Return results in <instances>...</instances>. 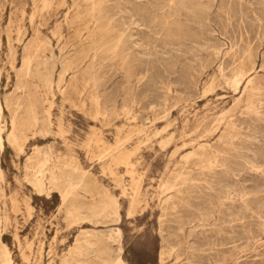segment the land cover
Segmentation results:
<instances>
[{"label": "rangeland", "instance_id": "rangeland-1", "mask_svg": "<svg viewBox=\"0 0 264 264\" xmlns=\"http://www.w3.org/2000/svg\"><path fill=\"white\" fill-rule=\"evenodd\" d=\"M88 5L0 0V256L11 264H64L70 253V264H264V0H106L114 29L89 37ZM116 34L124 35L113 55L98 42ZM64 59L62 91L45 92L41 65L54 62L56 80ZM13 108L21 151L5 140ZM32 109L39 118L48 110L50 124L35 125ZM36 176L49 198L38 195ZM108 202L119 204V220Z\"/></svg>", "mask_w": 264, "mask_h": 264}, {"label": "bare ground", "instance_id": "bare-ground-1", "mask_svg": "<svg viewBox=\"0 0 264 264\" xmlns=\"http://www.w3.org/2000/svg\"><path fill=\"white\" fill-rule=\"evenodd\" d=\"M171 1V0H170ZM86 2L89 4L86 8H85V10H84V15L85 16H87L86 17V19H84L83 20V27H82V30H84V32L83 33H85L86 34V36H92L93 35V30H99L100 32H105V34L104 35H106L110 30H113L114 28H113V24H112V21H113V19H112V16H109L108 14H106L107 13V8H105L104 6H103V3H105L106 2V0H86ZM110 3V2H109ZM114 3V2H113ZM42 4H43V7H45V6H48V7H50V4H51V0H42ZM183 4V3H182ZM61 5V4H60ZM110 5H111V3H110ZM114 5V4H113ZM106 6V5H105ZM107 6H109V5H107ZM110 7H112V6H110ZM114 7H115V5H114ZM180 7V6H179ZM183 7V6H182ZM109 8V7H108ZM112 8H110V10H111ZM178 9V8H177ZM45 10V9H44ZM109 10V9H108ZM114 10V9H113ZM39 11V10H38ZM81 12V11H80ZM113 12V11H112ZM77 13V12H76ZM114 13V12H113ZM110 14V13H109ZM33 15H35V14H33ZM33 15H32V17H33ZM31 16V15H30ZM79 16H81L80 15V13H78L77 14V17H79ZM155 16V15H154ZM83 17V16H82ZM156 17V16H155ZM163 17V16H162ZM22 18V17H21ZM80 18V17H79ZM85 18V17H84ZM34 19V18H33ZM162 19V18H161ZM22 20V19H21ZM151 20V19H150ZM158 22V21H157ZM167 22V19H166V21H165V23ZM161 23V22H160ZM163 24V23H162ZM161 24V25H162ZM117 25V24H116ZM31 26V25H30ZM166 26V25H165ZM167 27V26H166ZM16 28V27H15ZM164 28V27H163ZM169 28V27H168ZM119 29V28H118ZM114 33V32H113ZM120 33V32H119ZM168 33V32H167ZM19 34H20V32H19ZM82 34V33H81ZM18 35V34H17ZM104 35H102L103 36V38H104ZM109 35H110V33H109ZM112 35V34H111ZM115 35V34H114ZM122 35H124V34H116V36H114L113 38H111L109 41H105V42H102V40L101 41H97L98 42V44L100 45V47L102 46H105V47H107L111 52H112V54L120 47V45H121V43H122ZM3 36V35H2ZM83 36V35H82ZM88 36V37H89ZM2 38V37H1ZM87 38V37H86ZM93 39H94V37H92ZM105 38H106V36H105ZM126 38V37H125ZM101 39V38H100ZM7 40V39H6ZM17 40V39H16ZM87 41H88V39H86ZM85 40V41H86ZM98 40H99V38H98ZM124 40V39H123ZM18 41V40H17ZM38 41V40H37ZM60 41V40H59ZM15 42V41H14ZM42 42V41H41ZM45 42V41H44ZM89 42V41H88ZM93 42V40H91V43ZM36 43V42H35ZM85 43V42H84ZM96 43V42H95ZM47 44V43H46ZM90 44V43H89ZM123 44H125V43H123ZM252 44V43H251ZM85 45V44H84ZM93 45V44H92ZM91 45V46H92ZM95 45V44H94ZM42 46V45H41ZM49 46H50V43H49ZM86 46V45H85ZM84 46V47H85ZM126 46V45H125ZM82 47V46H81ZM91 48V47H90ZM97 48V47H96ZM104 48V47H103ZM230 48V47H229ZM39 49V48H38ZM94 49V48H93ZM105 49V48H104ZM8 50H10V49H8ZM33 50V49H32ZM37 50V49H36ZM44 50L45 51H47V52H49V54H50V57H49V59H54V53H53V51L52 50H50L49 49V47H44ZM82 50V49H81ZM88 50V49H87ZM95 50V49H94ZM120 50V49H119ZM44 51V52H45ZM228 51V50H227ZM84 52V51H83ZM90 52V51H89ZM120 52V51H119ZM91 53H92V51H91ZM107 53H109V52H107ZM121 53V52H120ZM85 54V53H84ZM106 54V53H105ZM9 55V54H8ZM33 55V54H32ZM45 55V54H44ZM83 55V54H82ZM91 55V54H90ZM98 55V54H97ZM114 55V54H113ZM112 55V56H113ZM226 55V54H225ZM86 56V55H85ZM111 56V55H110ZM111 56V57H112ZM244 56V55H243ZM46 57V56H45ZM94 55H93V58L92 59H94ZM103 57V56H102ZM126 56L124 55V58H125ZM31 56H29V57H27L26 59H24V61H23V69H24V71H25V74H29L30 73V62H31ZM91 58V57H90ZM98 58H100V57H98ZM46 59V58H45ZM82 59V58H81ZM85 59V58H84ZM84 59H82V60H84ZM123 59V58H122ZM33 60V59H32ZM91 60V59H90ZM99 60V59H98ZM124 60V59H123ZM42 61V60H41ZM66 59H64L63 60V65H62V73H59L58 74V76H57V79L55 80L54 79V77H53V73H54V68H56L55 67V64H54V62H48V64L49 65H47V63L45 64V65H41L42 66V68L44 69V74H42L43 75V78H42V81H43V86H44V88H45V92H47V93H50V94H52V89H53V87L54 86H56V88H58V90L60 91L61 89H62V87H61V84L64 82V80H65V74L67 73V71H68V69L69 68H71L70 67V65H71V63L68 61V62H66ZM80 62H83V61H80ZM100 62H102V61H100ZM39 64V63H38ZM92 64H94V63H92ZM91 64V65H92ZM98 65H99V63H98ZM240 66V65H239ZM76 67H78L77 65H76ZM87 67H89V66H87ZM94 67V66H93ZM92 66H91V68H93ZM85 69H87L86 67H85ZM88 70V69H87ZM86 70V71H87ZM94 70V69H93ZM91 71V70H90ZM89 72H87V74H88ZM223 73V72H222ZM1 74V73H0ZM92 74V73H91ZM91 74H89V75H91ZM94 75H95V72L93 73ZM226 75V74H225ZM93 76V75H92ZM235 78L237 77V76H234ZM1 78H2V76H1ZM93 78V77H92ZM29 79V78H28ZM96 79V78H95ZM144 79V78H143ZM250 79V78H249ZM30 80V79H29ZM212 80V79H211ZM240 81V80H239ZM214 82V81H213ZM230 82V81H229ZM228 82V83H229ZM25 83V82H24ZM23 83V84H24ZM236 83L237 84H235V86L236 85H238V80L236 81ZM247 84L249 85V87H251V88H249V90L250 91H252L254 88L251 86V80H248L247 81ZM27 85V84H26ZM94 85V84H93ZM252 85H253V83H252ZM254 86V85H253ZM237 87V86H236ZM20 89V88H19ZM24 90V89H23ZM211 90V89H210ZM209 90V91H210ZM264 90V89H263ZM62 91V90H61ZM60 91V92H61ZM253 93H254V91H252ZM249 93H247V95H248ZM202 95V94H201ZM183 97V96H182ZM29 98V97H28ZM52 98V97H51ZM90 98V100H91V102H93V104H95L96 106H98L99 105V97L97 96V95H95V94H91V96L89 97ZM236 99V98H235ZM238 99V98H237ZM248 99V100H247ZM247 101L248 102H246L247 104H248V109L249 110H252L253 109V103H252V96H248L247 97ZM18 100L19 99H16L12 104L13 105H15L16 107H19L20 108V103L18 102ZM245 100V99H244ZM26 101V100H25ZM28 101V100H27ZM5 105H6V107L7 108H10V103H8L6 100H5ZM43 103V102H42ZM245 102H244V104H246ZM260 103V102H259ZM23 104V103H22ZM28 106H30V107H36L35 106V103L34 102H32V101H30L29 102V105ZM12 107V106H11ZM246 107V106H245ZM245 109V108H244ZM247 109V110H248ZM11 111V118H10V131L6 134V143L8 142L9 144H11V145H13V146H15V148L17 147L18 148V150L19 151H21L22 150V146L18 143V140L20 139H18V134H17V111H16V109H11L10 110ZM31 111V116H32V122L35 124V125H37V124H39L40 122H47V123H49L50 124V120H49V115H48V110H45V116L44 117H42V118H39L38 116H37V111H34V109H32V110H30ZM254 112V111H253ZM27 113V112H26ZM28 114V113H27ZM165 114V113H164ZM220 116V115H219ZM119 117V116H118ZM30 118V117H29ZM1 119H2V106H1V104H0V150L3 148V143H2V141H3V132H4V130H6V129H4L5 128V124L4 125H2L1 124ZM27 119V118H26ZM26 121V120H25ZM134 122V121H133ZM23 123V122H22ZM151 123V122H150ZM19 124V123H18ZM32 124V123H31ZM46 124V123H45ZM48 124V125H49ZM234 124V123H233ZM232 124V122H227V124H226V127L230 130V131H232L233 130V127H234V125ZM9 125V124H8ZM25 125V124H24ZM43 125V124H42ZM33 125H31V127H32ZM27 128V127H26ZM167 128V127H166ZM30 129V128H29ZM43 129V128H42ZM48 129V128H47ZM21 130V129H20ZM25 130V129H24ZM165 130V129H164ZM217 130V129H216ZM19 131V130H18ZM41 131H43V130H41ZM48 131V130H47ZM166 131V130H165ZM20 132V131H19ZM141 133V132H140ZM47 134V133H46ZM136 135V134H135ZM134 135V136H135ZM186 135V134H185ZM204 135V134H203ZM26 141V140H25ZM39 149H40V147H39ZM200 149V148H199ZM192 151V150H191ZM112 152V151H111ZM109 155V154H108ZM49 154L47 153V152H45V153H43V157H42V161H41V159H40V161H41V163H42V166L41 167H43V165H46L47 163H49ZM1 163V162H0ZM39 165V164H38ZM28 168V167H27ZM51 168V167H50ZM56 168V167H55ZM43 169V168H42ZM57 169V168H56ZM55 169V170H56ZM76 169V168H75ZM52 170V169H51ZM42 171V170H41ZM43 172V171H42ZM51 172V171H50ZM54 172V171H53ZM34 174V173H33ZM36 174H38V173H36ZM170 174V173H169ZM41 175V174H40ZM55 174H52V179H54V181H55V179L57 178H55V176H54ZM34 176V175H33ZM37 177V176H36ZM39 177H42V176H39ZM39 177H37V178H39ZM51 177V176H50ZM168 177V176H167ZM181 177V176H180ZM0 178H2V171H1V168H0ZM37 178H36V180H37ZM177 178V177H176ZM51 179V180H52ZM179 179V178H178ZM32 180V179H31ZM58 180V179H57ZM181 180V179H180ZM2 181V180H1ZM176 181V180H175ZM52 182H53V180H52ZM33 183V182H32ZM31 183V184H32ZM51 183V182H50ZM43 182H41V180H40V178H39V181L37 182V193H38V195L39 196H41L42 194H45V196L47 197V198H49L50 197V192L49 191H46V189L44 188V186H43ZM73 184V183H72ZM79 184H80V182H79ZM55 185H57V184H55ZM178 187V186H177ZM35 188V187H34ZM73 188V187H72ZM135 188H136V186H135ZM137 189V188H136ZM134 191V190H133ZM71 192V191H70ZM138 193V192H137ZM67 195V192H65V193H62V197H65ZM133 196H134V194H133ZM132 196V197H133ZM107 198H109V202L111 203V198L109 197V194H108V197ZM114 199V198H113ZM106 200V199H105ZM105 200H103V201H105ZM115 200V199H114ZM106 201H108V200H106ZM105 201V202H106ZM108 202V203H109ZM113 202V201H112ZM103 203V205H104V202H102ZM101 203V204H102ZM107 203V204H108ZM109 203V204H110ZM114 203V202H113ZM106 204V203H105ZM110 205H113V204H110ZM99 206V205H98ZM101 206V205H100ZM114 207V213H115V219L116 220H119V218H120V213H119V204H117L116 203V205H113ZM111 207V206H110ZM102 208V207H101ZM109 208V207H108ZM108 208H103V209H108ZM112 208V207H111ZM97 209V208H96ZM95 209V210H96ZM110 210V209H109ZM94 211V210H93ZM103 211H105V210H103ZM111 211V210H110ZM73 212V211H72ZM71 212V213H72ZM96 212V211H95ZM94 212V213H95ZM106 212V211H105ZM29 213V212H28ZM79 213H81V212H79ZM97 214V213H96ZM95 214V215H96ZM99 214V213H98ZM105 214V213H104ZM109 214V213H108ZM113 214V213H112ZM129 214V213H128ZM72 215V214H71ZM75 214H73V216H74ZM80 216V215H79ZM111 216H113V215H111ZM112 218V217H111ZM114 219V220H115ZM115 222H117V221H115ZM110 230V229H109ZM110 239L111 238H116L115 240L117 241L118 240V238L120 237V231H119V229L118 228H113V229H111L110 231ZM109 235V234H108ZM108 239V238H107ZM120 239V238H119ZM106 240V239H105ZM109 240V239H108ZM112 241V240H111ZM107 242V241H106ZM113 242V241H112ZM82 245V243L80 244V246ZM77 246V245H76ZM79 246V247H80ZM79 247H75L74 246V252L77 254V255H81L83 252H81L80 251V248ZM5 249V248H4ZM108 249V248H107ZM98 251V250H97ZM118 251L119 252H121V249L119 248L118 249ZM73 253H70V254H68V257L64 260V264H70V261L73 259V255H72ZM83 255H84V253H83ZM85 255H87V254H85ZM10 256V255H9ZM9 256H8V253L6 252V251H3V253L1 254V256H0V264H11V261H10V259H9ZM255 258V257H254ZM73 261V260H72ZM118 261L119 262H122V260L120 259V257H118ZM49 263V262H48ZM61 263H62V261H61ZM84 263V262H83Z\"/></svg>", "mask_w": 264, "mask_h": 264}]
</instances>
